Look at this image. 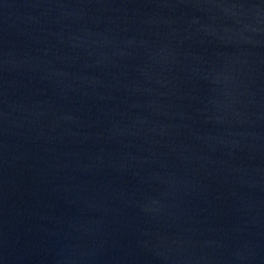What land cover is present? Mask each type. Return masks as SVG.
<instances>
[{"label":"water","instance_id":"obj_1","mask_svg":"<svg viewBox=\"0 0 264 264\" xmlns=\"http://www.w3.org/2000/svg\"><path fill=\"white\" fill-rule=\"evenodd\" d=\"M0 264H264V0H0Z\"/></svg>","mask_w":264,"mask_h":264}]
</instances>
